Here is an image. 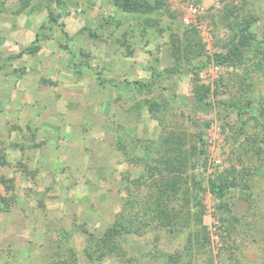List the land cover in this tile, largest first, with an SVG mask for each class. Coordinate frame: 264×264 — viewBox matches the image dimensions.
<instances>
[{
    "label": "rangeland",
    "instance_id": "1",
    "mask_svg": "<svg viewBox=\"0 0 264 264\" xmlns=\"http://www.w3.org/2000/svg\"><path fill=\"white\" fill-rule=\"evenodd\" d=\"M122 1L0 0V264H264V0Z\"/></svg>",
    "mask_w": 264,
    "mask_h": 264
},
{
    "label": "trees",
    "instance_id": "2",
    "mask_svg": "<svg viewBox=\"0 0 264 264\" xmlns=\"http://www.w3.org/2000/svg\"><path fill=\"white\" fill-rule=\"evenodd\" d=\"M130 4V0H123L121 3L122 8H127ZM232 12V8H228L225 12V14H222V21L225 20V18L230 15V12ZM236 21V19L234 20ZM252 21L247 20V17L244 16L242 18V20H240L237 23H234L233 25H231L229 23V25L231 26L232 32L229 35L228 40L225 42L224 46H225V57L229 58L232 56H237L240 54L239 52V47L242 45L245 46V44L247 42L250 41L251 38V32L249 30V28L251 27V23ZM235 26V27H234ZM243 42H245L243 44ZM227 60V59H225ZM204 99V95L202 93L198 94L196 96V100L195 101H200L202 102ZM172 145H171V140H167L166 141V145L164 146V150H166V152H168L169 154L166 157H163L161 159H158V161H156L155 163V167H160L161 165H165V171L169 174V176L172 175H178V173L181 171L182 167H175V161L177 162V158H174L171 154V149ZM181 162V161H179ZM178 162V163H179ZM164 163V164H163ZM156 174V173H154ZM154 176V175H151ZM173 178V177H172ZM172 180L170 179L169 181V185L170 187H172ZM207 184H208V188L210 190V192L218 199V203H217V208L220 211H225L226 215L230 218L229 221L231 222H236L238 220V218L236 216H234L230 209L228 208L225 200H224V195L226 194V192L229 190L230 188V184L226 182V179H220L219 181L217 179H212L209 178L207 180ZM200 186L196 185V187H194L195 192H197L199 190ZM192 204L193 206H198L200 204V201L197 200L196 195H194L193 200H192ZM116 230V228H115ZM111 234V233H110Z\"/></svg>",
    "mask_w": 264,
    "mask_h": 264
},
{
    "label": "built area",
    "instance_id": "3",
    "mask_svg": "<svg viewBox=\"0 0 264 264\" xmlns=\"http://www.w3.org/2000/svg\"><path fill=\"white\" fill-rule=\"evenodd\" d=\"M207 1L210 5L218 6L219 0H203ZM199 14H200V5L195 3H190L182 15V20L185 24L194 25L195 27L199 26Z\"/></svg>",
    "mask_w": 264,
    "mask_h": 264
}]
</instances>
